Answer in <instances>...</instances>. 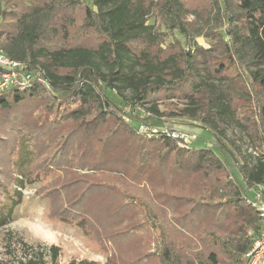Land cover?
I'll list each match as a JSON object with an SVG mask.
<instances>
[{"label":"trees","instance_id":"trees-1","mask_svg":"<svg viewBox=\"0 0 264 264\" xmlns=\"http://www.w3.org/2000/svg\"><path fill=\"white\" fill-rule=\"evenodd\" d=\"M0 16V35L6 33L0 48L28 67H41L47 81L30 90L0 91V111L8 118L21 108L16 125L33 137L35 168L42 173L30 174L43 180L37 192L49 201L48 218L75 220L107 251L127 231L145 224L149 230V221L163 228L159 214L167 210L173 229L193 249L179 247L181 239L155 236L159 264H208L193 254L194 242L206 234L223 255L210 251L209 264H244L263 229L255 211L238 203L251 195L249 188L264 189V0H0ZM198 36L208 39L207 48ZM198 64L209 72L197 71ZM194 71L198 81L186 94L189 103L169 114L197 118L219 151L200 136L196 146L184 149L173 139L137 131L136 124L150 117L163 120L159 94H177ZM217 118H233L256 132L254 163L235 157L217 131ZM11 171L0 177L1 185H20ZM227 205L241 209L229 242L212 231ZM146 241L132 264L143 263ZM45 248L36 246L18 264H46ZM59 250L48 247L53 264Z\"/></svg>","mask_w":264,"mask_h":264},{"label":"rangeland","instance_id":"rangeland-1","mask_svg":"<svg viewBox=\"0 0 264 264\" xmlns=\"http://www.w3.org/2000/svg\"><path fill=\"white\" fill-rule=\"evenodd\" d=\"M184 1L187 4L192 3V0ZM186 17L189 21L193 19L192 14H187ZM151 21V19L148 20L149 23ZM5 36L6 33L1 34L0 40ZM178 37L182 39L181 36L178 35ZM196 39L203 48L208 47V39L203 36H198ZM198 65L197 71L201 73L209 72L203 64ZM197 77L198 75L194 71L188 81L182 85L181 89L175 95L168 96L159 94L157 105L161 111L165 112V115L163 118H160L163 120L150 117L151 120H149V123H164L171 128L195 132L198 137L200 136L199 138L201 141L203 140L204 144L206 143L208 146L216 149V151H219L216 138L205 132L201 125L202 123L197 118L192 119L169 114L170 111L178 112L180 108L189 103L186 94L194 91L198 81ZM125 94L129 95L127 91H125ZM111 97L119 105H124V100L117 97L115 93H112ZM16 110L19 111L10 113L8 118H5L4 112L0 111V177L8 178L12 172L11 170H13L14 175L21 181L19 182L20 185L12 184L4 186L0 184V264H18L19 260H25L29 257L33 249L38 245H44L46 247L44 249L45 263L53 264L48 251V247L51 244L58 245L60 248L55 264H86L84 260L90 261L91 264H132L133 260L143 250L144 244L142 242L146 238L148 254L141 259L143 263L140 264H159L155 255L157 249L153 237L160 236V234L176 242H179L181 239L182 246L179 244L178 246L186 251H188V247L193 249V242H189L188 238L182 241L183 236L179 234L180 232L178 230L173 229L176 226L174 215L172 212H167V210L165 213L162 212L159 214L163 228H157L160 224L159 222L156 223L155 220L149 221V230L146 229L147 224L142 225L141 228L138 226L136 230L131 229L120 237L119 246H114L107 251L101 249L95 240L87 236L75 220L49 219V216H47L49 201L37 192V189L41 188L43 180L37 175L33 176L34 174H32L31 176L30 174V172L42 173V170L39 171L40 169L36 170L35 168L36 158L34 156L36 155V151L32 147L34 143L33 137L29 132L21 129V125L17 127L16 123L19 119L18 115L21 112V108ZM242 110L239 107L240 117H242ZM202 113L203 110L199 106L197 115H202ZM241 123L244 126L247 125L244 120ZM217 131L222 134L223 141L233 151L238 160L246 161L250 165L255 162L258 156L259 150L257 146L260 145V140L257 139L258 135L253 129L244 130L233 118L225 120L217 118ZM195 143H199V141ZM195 143H192L191 146ZM176 144L181 148H188L181 146L177 142ZM14 147L15 153L11 151ZM17 157L18 159L16 160ZM10 161L13 162V166ZM228 161L234 173L233 175L243 183L242 176L233 159L228 156ZM32 165L34 167L33 169H31ZM50 177H53V175ZM148 189L151 191L149 186ZM227 193L228 190L223 191L222 200L225 199L224 195ZM152 194L153 192L151 191V196ZM156 202L157 200L154 199V203ZM238 206L241 207L244 204L239 202ZM240 210L238 209L234 212V208L227 205L225 211H222L223 213L217 222L219 226L212 230L217 235V240L221 238L229 242L233 239L235 235V232H233L235 228L233 223ZM67 217L70 218L72 216L68 215ZM211 219L205 222L210 223ZM132 225H139V222L136 220ZM247 230L250 231V228ZM202 237V239L198 237L197 242H194L196 245H194L195 252L193 254L199 253L200 260L209 264L207 259L208 254L214 250L221 259L223 255L220 252V247L214 243L212 236L206 234L204 236L202 235ZM148 238H150V243L148 242ZM116 247L117 249H115ZM114 250H118L116 254H113ZM186 255L188 256V253Z\"/></svg>","mask_w":264,"mask_h":264},{"label":"built area","instance_id":"built-area-1","mask_svg":"<svg viewBox=\"0 0 264 264\" xmlns=\"http://www.w3.org/2000/svg\"><path fill=\"white\" fill-rule=\"evenodd\" d=\"M37 84L47 85L44 70L41 67H28L25 62L7 56L0 48V91L8 88L30 90ZM125 119L129 120L128 117ZM136 126L137 131L148 138H170L183 147H190L198 139L195 132L171 128L164 123L139 122ZM248 191L251 195H243L242 203L255 211L263 221V229L260 235L252 241L250 249L244 254V264H264V189L257 185L254 188H249Z\"/></svg>","mask_w":264,"mask_h":264}]
</instances>
